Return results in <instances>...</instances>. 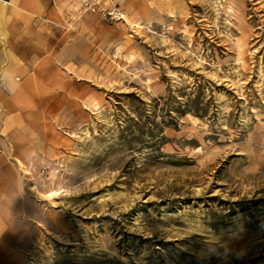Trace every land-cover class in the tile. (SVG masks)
Segmentation results:
<instances>
[{"label":"rangeland","instance_id":"1","mask_svg":"<svg viewBox=\"0 0 264 264\" xmlns=\"http://www.w3.org/2000/svg\"><path fill=\"white\" fill-rule=\"evenodd\" d=\"M156 2L98 14L13 264H264V0Z\"/></svg>","mask_w":264,"mask_h":264},{"label":"crops","instance_id":"2","mask_svg":"<svg viewBox=\"0 0 264 264\" xmlns=\"http://www.w3.org/2000/svg\"><path fill=\"white\" fill-rule=\"evenodd\" d=\"M114 4L134 25L142 18L134 11L159 10L155 0H0V264H13L11 212L18 208L22 173L39 171L56 155L52 124L64 121L73 90L89 78L88 43L103 39V18L85 11ZM77 11L83 17L74 22Z\"/></svg>","mask_w":264,"mask_h":264},{"label":"built area","instance_id":"3","mask_svg":"<svg viewBox=\"0 0 264 264\" xmlns=\"http://www.w3.org/2000/svg\"><path fill=\"white\" fill-rule=\"evenodd\" d=\"M92 13H99L110 22L122 21L125 19V12L116 4L111 5L106 9H99L96 6H89L87 8Z\"/></svg>","mask_w":264,"mask_h":264},{"label":"clouds","instance_id":"4","mask_svg":"<svg viewBox=\"0 0 264 264\" xmlns=\"http://www.w3.org/2000/svg\"><path fill=\"white\" fill-rule=\"evenodd\" d=\"M3 78H4L5 80L9 79V77H8V76H4Z\"/></svg>","mask_w":264,"mask_h":264},{"label":"trees","instance_id":"5","mask_svg":"<svg viewBox=\"0 0 264 264\" xmlns=\"http://www.w3.org/2000/svg\"><path fill=\"white\" fill-rule=\"evenodd\" d=\"M131 96H132V94H131ZM135 99H137V100H138V98H136V97H135ZM139 101H140V100H139ZM183 112H184V111H183ZM171 123H172V122H171ZM171 123H170V124H171ZM170 124H169V125H170ZM151 133L153 134L154 132L152 131Z\"/></svg>","mask_w":264,"mask_h":264}]
</instances>
